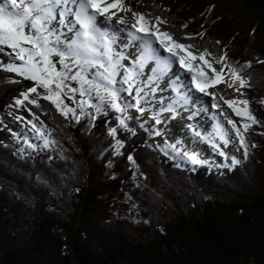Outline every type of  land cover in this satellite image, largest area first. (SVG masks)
I'll use <instances>...</instances> for the list:
<instances>
[{
    "label": "trees",
    "instance_id": "1",
    "mask_svg": "<svg viewBox=\"0 0 264 264\" xmlns=\"http://www.w3.org/2000/svg\"><path fill=\"white\" fill-rule=\"evenodd\" d=\"M132 1L158 4L223 50L264 32V0ZM250 53L237 58L250 62L241 74L249 78L247 91L263 98L264 45ZM28 84L0 85V264H264V125L245 131L248 157L231 170L203 159L200 165L181 161L182 169L144 147L152 137L139 129L125 137L123 155L112 156L104 123L110 118L88 127L86 118L65 119L39 100V109L28 106L39 117L34 123L43 121L56 144L46 154L37 149L22 156L7 128L39 141L11 120L14 111L5 105ZM259 114L264 121V107ZM258 164L261 174L253 171ZM117 201L127 206L117 212Z\"/></svg>",
    "mask_w": 264,
    "mask_h": 264
},
{
    "label": "snow or ice",
    "instance_id": "2",
    "mask_svg": "<svg viewBox=\"0 0 264 264\" xmlns=\"http://www.w3.org/2000/svg\"><path fill=\"white\" fill-rule=\"evenodd\" d=\"M128 12L130 8L123 0H0V72L13 74L0 78V85L30 82L5 107L27 112L31 119L8 114L30 126L34 139L39 141L32 143L26 135L7 128L10 139L18 145L16 151L22 156H30L37 149L46 154L55 146L43 121L34 123L39 117L28 107L39 109L38 101L44 100L65 119L78 122L86 118L88 127H93L98 117L110 118V124L108 119L104 123L111 137L106 150L112 156L123 155L120 150L125 137H134L139 129L149 137H161L162 143L145 142L144 147L162 152L176 168L183 167L181 161L191 165L206 163L197 158L202 151L199 145L206 144L218 156L230 159L231 164L220 166L231 170L240 161L223 150L232 143L228 128L214 119V135H210L193 123L201 111H209V105L212 110L221 109L222 100L240 123L237 125L222 110L216 115L227 121L247 159L249 148L244 132L258 121L247 99L224 100L215 86L226 84L243 96L240 90L249 86V78L241 73L250 62L237 67L223 50L218 57H212L207 49L194 52L192 45L177 42L160 29L159 25L166 21L159 16L150 21L132 12L126 18L124 13ZM122 32L138 50V55L127 63L128 58L120 51L126 46L118 35ZM177 65L182 72L172 71ZM165 77L169 95L154 96L157 83ZM65 98L71 104L65 103ZM259 102L264 104V99ZM176 129L183 136L178 137ZM126 159L134 166L131 152ZM36 179L45 182L39 174Z\"/></svg>",
    "mask_w": 264,
    "mask_h": 264
},
{
    "label": "rangeland",
    "instance_id": "3",
    "mask_svg": "<svg viewBox=\"0 0 264 264\" xmlns=\"http://www.w3.org/2000/svg\"><path fill=\"white\" fill-rule=\"evenodd\" d=\"M131 2H132V4H129L130 6L127 4V7L130 8V12L124 13V15H131L132 12H138V13L144 14L145 13L144 7H146L147 9H150L151 7H154L156 9L160 8L162 11L167 13V14L159 15V17L162 20L166 21V23H164L163 25L170 26V27L173 26V27H177V28H182L187 35L192 36V37L196 38L197 40H202V39H205V38H209L208 37L209 35L203 34L202 32H198V31L196 32V31H194V28H192L190 26L189 27L185 26L184 24H180L179 23V19L176 16H174L173 14L170 13V11H168L167 9L159 6L158 4L149 3V4H146V5L140 6V5H138V3H134L133 4L132 0H131ZM117 15H120V13H117ZM210 19H211L210 15L205 17V21L203 20L204 24L205 25L209 24L210 23ZM117 27H119V26H117ZM201 33H202V35H200ZM209 40H211L212 42H214L216 44V42L214 40H212V39H209ZM259 44L260 45H264V32H260L259 37H256V38L253 35H251V34L250 35H246L245 38H240V39L237 38V44H235V46L233 47V48H235L234 50L230 49V48H225V50H223L220 46H218L216 44L217 53H216L215 57H218L221 54V50H223V52L226 53V55L228 56V59H230L232 61H237V63L239 65H242L243 64V60L242 59L238 60L237 58H241V57L250 58L251 57L250 56L251 47H255V46L259 45ZM240 91L243 92V96H241L239 94V92H234L232 90V88L227 87L226 84H221L220 87H219V90H218V96H222L224 100L233 99L234 97L237 98V99H247L249 101V110L252 113V115L256 118V120L258 121L257 124H253L251 126H258L259 123L264 125V121H263V119L261 118V116L259 114V109L261 107H264V104L260 103L259 101L261 99H264V97L263 98H256V97H259V96L254 94L253 89L251 90V92H250V90L247 91V87H244ZM166 94H167V96L169 95L168 92H166ZM65 103L71 104V102L68 101L66 98H65ZM222 104H223V101H222ZM225 106H227V105H225ZM12 109L14 111V115H21V116L25 117V119H31L32 118L31 116L28 115L27 112L23 111V109H20V110H17L16 108H12ZM229 110H230L231 119L235 123H237V125H238L240 123V118L235 116V115H233L230 108H229ZM212 111H213V115H215L217 117L216 114L218 113V111L217 112H215V110H212ZM11 120L15 121L12 117H11ZM34 122H36V121H34ZM18 124H21V122H18ZM22 127H23L24 130L27 129V130L30 131V126L22 125ZM228 131H229V137L232 139V143H230L227 148H223V145H220V147L223 148V150L226 151L229 154V156H235L239 161H242L243 159L241 157H244L243 156V149H239L238 141L235 140V134L231 132L229 127H228ZM176 134H177L178 137L180 136V130L179 129H176ZM244 136H246V135H244ZM164 139H168V137H164ZM153 141H155L157 144L162 143L161 137H152L151 142H153ZM246 143H248V145H249V141L248 140H246ZM250 145H249V147H250ZM199 148L202 151L197 154V158L198 159L207 160L211 164H221V163L231 164L230 159H225L223 157L218 156L216 153L212 152L208 148V146L206 144H200ZM251 148H252V146H251ZM181 164H183V163L181 162ZM235 166H232V167L234 168ZM184 167L185 166L183 164V167H181V168L184 169ZM193 170H195V168H193ZM253 171L255 173L257 172L258 174L263 173L259 164H258V168L253 170ZM137 181L140 183L139 180H137ZM258 181H259V176H257V178H254L252 182L254 184H256ZM252 187L256 188L255 186H252ZM148 189H150V188H148ZM228 195H230V194H228ZM231 199H235V198L231 197ZM126 206H127V204L124 201H117L115 203L114 209L117 212H119V210L124 209Z\"/></svg>",
    "mask_w": 264,
    "mask_h": 264
},
{
    "label": "bare ground",
    "instance_id": "4",
    "mask_svg": "<svg viewBox=\"0 0 264 264\" xmlns=\"http://www.w3.org/2000/svg\"><path fill=\"white\" fill-rule=\"evenodd\" d=\"M144 11H145V13L143 15L147 19H149L150 21H154V18L159 16V15L167 14L164 11H162L160 8L156 9L154 7H151L150 9H147L146 7H144ZM125 16L127 18V17H129L131 15H125ZM159 27H160L161 30L167 31L168 33H170L172 35L173 39L177 40V42L186 43V44L192 45V50L194 52L197 51V50L203 51L204 49H207L212 54V57H215V55L217 53V46H216L217 43L215 44L214 42L209 40L210 38L197 40L196 38L187 35L182 28H177V27H173V26L172 27L165 26L163 24H160ZM118 35L123 39L124 44L126 45L125 47L120 48V51H122L123 55L128 58V60L125 61V63H127V62L131 61L136 55H138L137 54L138 50H137V47L135 46V42H126V39H127L126 37L122 36L121 33H119ZM147 67L148 66L145 65L146 69H147ZM176 67H178V65ZM214 67L219 68V65H214ZM189 79H190V77H189ZM167 85H168L167 77H165L164 79H162L161 81H159L157 83V85H156L157 86V92L154 93L153 95L157 96V97L162 96L163 90L167 89ZM220 85H216L215 86L217 93H218ZM210 91H211V89H210ZM206 99H209V98H206ZM219 102L221 104V109H217V110H215V112H217V111L219 112V111L222 110L229 118H231L229 108L227 106L223 105L222 101H219ZM209 108H210V105H209ZM214 119H219L224 124L225 128H228L227 121L224 119V117L217 115L216 118L214 117V118L211 119V121H212V133H211V131H209V129H203L202 131H206L209 134L211 133V135H214V132H213V120Z\"/></svg>",
    "mask_w": 264,
    "mask_h": 264
},
{
    "label": "water",
    "instance_id": "5",
    "mask_svg": "<svg viewBox=\"0 0 264 264\" xmlns=\"http://www.w3.org/2000/svg\"><path fill=\"white\" fill-rule=\"evenodd\" d=\"M118 34H119V33H118ZM121 34H122V36H124V37L127 36V34H125V33H123V32H122ZM126 42H131V41H129V40L126 39ZM137 54H138V52H137ZM172 71H173V70H172ZM193 123H196V124L199 126L200 129H201L202 124H203V122H200V121H199V117H198V116L194 117ZM182 134H183V132L180 131V136H183Z\"/></svg>",
    "mask_w": 264,
    "mask_h": 264
}]
</instances>
